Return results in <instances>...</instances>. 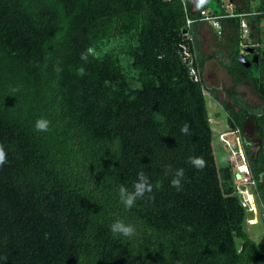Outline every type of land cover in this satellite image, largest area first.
<instances>
[{"label": "trees", "instance_id": "obj_1", "mask_svg": "<svg viewBox=\"0 0 264 264\" xmlns=\"http://www.w3.org/2000/svg\"><path fill=\"white\" fill-rule=\"evenodd\" d=\"M212 1L195 14L190 0H0V264H264L244 229L234 168L216 166L202 79L215 58L263 102L227 91L225 110L264 214V59L236 61L235 17L221 20L227 61L200 51L197 22L186 29L185 20L223 14ZM254 1L231 0L236 14L264 11ZM263 15L247 17L253 32ZM190 44L198 81L182 59ZM41 117L47 131L34 127ZM178 168L179 189L170 183ZM139 171L152 191L125 209L118 187L131 190ZM115 219L137 235L114 236Z\"/></svg>", "mask_w": 264, "mask_h": 264}, {"label": "rangeland", "instance_id": "obj_2", "mask_svg": "<svg viewBox=\"0 0 264 264\" xmlns=\"http://www.w3.org/2000/svg\"><path fill=\"white\" fill-rule=\"evenodd\" d=\"M205 3V4H204ZM258 0L253 2V6H256ZM192 4L201 7H216L215 2L212 0H192ZM215 31V30H214ZM215 32L210 29L203 34V44L201 46V51L205 54H211L218 52L219 56L222 55V59L227 61L226 57L231 53L230 45L220 43L219 38L215 36ZM217 35V33H216ZM111 44H106L104 51L111 48ZM262 50V46H259ZM252 56H250L251 59ZM121 65L126 73L133 72L129 67V59L121 58ZM254 75H260V69L252 70ZM202 79L206 90L204 91L205 102L207 107V112L209 116L210 128L212 130V149L215 157V163L218 169L230 165H234V170H237V166L240 163V158L238 156L229 154L226 146L221 142L220 135L228 133L230 129L227 123V114L225 110V105L229 106L227 91H233L240 93L244 100L253 107L263 106V102L253 89L251 83L244 82L240 84H234L227 74L226 70L217 62L215 58L210 59L204 65L202 72ZM214 92L216 99L211 95ZM224 138L233 140L232 135L224 136ZM254 191V187H251ZM255 195V193H254ZM256 198V197H255ZM256 202V213L247 211V218L244 224V229L247 231L249 237L253 240L260 252L264 253V214L263 209L255 199ZM249 219L251 222H248ZM239 244V241H236Z\"/></svg>", "mask_w": 264, "mask_h": 264}, {"label": "built area", "instance_id": "obj_3", "mask_svg": "<svg viewBox=\"0 0 264 264\" xmlns=\"http://www.w3.org/2000/svg\"><path fill=\"white\" fill-rule=\"evenodd\" d=\"M221 7L224 10L223 14L211 15L210 11L201 10L199 18L197 20H194L189 16L186 17L185 20L186 29H189L194 22L201 21L203 23L210 25L211 28H213V30L216 31L217 35L221 36L222 35L221 20L230 17L239 18L240 20H239V28L237 35L239 39V46L241 48V52H243L245 48H249V47L258 48L259 46H262L264 50V17H262L261 19L259 25V32L257 33H254L251 30L250 25L247 21L248 16L263 15L264 11L259 12L254 10L253 12L247 14H236L233 10V4L231 0H221ZM181 54L183 61L188 66L190 76L195 81L200 80L198 68L194 65L196 53L192 48V44L182 45ZM227 135H232L233 140L231 141L229 139L224 138V136ZM220 140L226 146L227 151L229 150L228 151L229 154L231 153V155L238 156L241 160L240 163L237 166H235L237 167V170H234L236 176L235 189L240 199V203L242 207L246 211L255 214L256 198L251 188L254 187V181L251 178L248 163L244 154V150L242 148L240 132L238 129L230 130L227 134L226 133L221 134ZM251 220L253 219H249L248 222H251Z\"/></svg>", "mask_w": 264, "mask_h": 264}, {"label": "clouds", "instance_id": "obj_4", "mask_svg": "<svg viewBox=\"0 0 264 264\" xmlns=\"http://www.w3.org/2000/svg\"><path fill=\"white\" fill-rule=\"evenodd\" d=\"M83 69H81V72ZM49 121L46 118H38L34 123V127L37 131H47L49 129ZM188 131V125L185 124L181 128V132L185 133ZM114 145L119 146V138L114 140ZM192 163L197 166H202L203 161L200 158H191ZM6 162V152L2 145H0V166L4 165ZM170 168V166H167ZM183 176V169L178 168L175 170L174 176L170 181L171 185L179 189L180 178ZM93 186V185H92ZM94 187V186H93ZM153 185L149 182L148 177L143 171L137 172V179L133 182L132 189L129 190L124 185L118 187V197L119 202L124 206L125 209H131L136 201L143 198L146 193L152 191ZM158 187V185H157ZM110 232L117 238H124L125 240H130L132 237L137 235V225L132 222H126L123 219H115L109 225Z\"/></svg>", "mask_w": 264, "mask_h": 264}, {"label": "crops", "instance_id": "obj_5", "mask_svg": "<svg viewBox=\"0 0 264 264\" xmlns=\"http://www.w3.org/2000/svg\"><path fill=\"white\" fill-rule=\"evenodd\" d=\"M191 1V11L193 12V13H197V7H196V9H195V6L192 4V0H190ZM197 22V23H196ZM196 22H194V23H196V25H195V27H196V33H197V35H198V38H199V40H200V51H201V46H202V44H203V34H205L206 33V31L208 30V29H210L211 28V26L210 25H208V24H206V23H203V22H201V21H196ZM211 30L213 31V32H215L214 30H213V28H211ZM255 33V32H254ZM215 34V36L217 37V38H219V42L220 43H223L222 41H225V38L223 37L224 35H222V36H218V35H216V33H214ZM223 34V33H222ZM254 35H256V34H254ZM224 44H226V43H224ZM249 48H253V47H249ZM259 48V47H258ZM258 48H254V50L256 51ZM264 51V50H263ZM202 52V51H201ZM203 53V52H202ZM242 53H245L244 51L242 52ZM241 53V54H242ZM205 54V53H204ZM206 55H209V54H206ZM209 61V60H208ZM207 62V61H206ZM233 92V91H232Z\"/></svg>", "mask_w": 264, "mask_h": 264}, {"label": "flooded vegetation", "instance_id": "obj_6", "mask_svg": "<svg viewBox=\"0 0 264 264\" xmlns=\"http://www.w3.org/2000/svg\"><path fill=\"white\" fill-rule=\"evenodd\" d=\"M242 54L245 57V59L250 62L249 68H252L254 65H259L261 61L264 59V51L260 47L256 51H254V53H242ZM254 55L257 56L255 63L251 62ZM250 56H252L251 59Z\"/></svg>", "mask_w": 264, "mask_h": 264}, {"label": "water", "instance_id": "obj_7", "mask_svg": "<svg viewBox=\"0 0 264 264\" xmlns=\"http://www.w3.org/2000/svg\"><path fill=\"white\" fill-rule=\"evenodd\" d=\"M254 51H255L254 48H245L244 49L245 53H254ZM256 58H257V56L254 55L251 62L255 63L256 62ZM236 61L238 63H240L244 68H248L250 66V62L245 59L243 54L238 55L236 57Z\"/></svg>", "mask_w": 264, "mask_h": 264}]
</instances>
